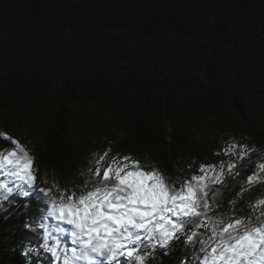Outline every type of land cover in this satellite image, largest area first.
I'll use <instances>...</instances> for the list:
<instances>
[{
  "label": "trees",
  "instance_id": "obj_1",
  "mask_svg": "<svg viewBox=\"0 0 264 264\" xmlns=\"http://www.w3.org/2000/svg\"><path fill=\"white\" fill-rule=\"evenodd\" d=\"M8 136L36 180L0 190V264H61L40 227L52 246L43 190L81 191L105 151L172 181L231 158L239 176L213 189L221 210L235 199L230 214L260 216L248 205L264 199V0H0V153ZM229 144L247 146L242 163ZM254 172L261 180L237 198ZM137 247L144 264H203L183 235Z\"/></svg>",
  "mask_w": 264,
  "mask_h": 264
},
{
  "label": "snow or ice",
  "instance_id": "obj_2",
  "mask_svg": "<svg viewBox=\"0 0 264 264\" xmlns=\"http://www.w3.org/2000/svg\"><path fill=\"white\" fill-rule=\"evenodd\" d=\"M7 139L15 147L0 153V169L10 166L9 175L21 184L34 186L31 157L19 141L11 136ZM225 153L235 155L242 163L248 150L245 145L229 144ZM238 167L231 158L219 165L201 164L199 174L172 181L161 170H145L138 159L124 155L120 160L105 151L88 169L89 182L81 191L54 198L49 189L43 190L49 195L47 215L71 225L72 244L79 245L64 250L63 264H99L98 257L116 264L127 257L129 262L144 264L145 257L139 254L137 245H167L181 235L189 244L199 241L203 264H264V199L257 200L255 206L249 203L253 212L261 209L260 216L253 219L230 214L235 212V199L230 201L231 209L222 211L219 193L213 190L215 185L226 184V177L239 176ZM258 168L264 172V163ZM260 180L258 173L248 175L247 187L240 183L237 198ZM6 187L0 182V189ZM40 227L45 229L47 251L56 260L61 259L59 239L48 246L51 234L46 225ZM200 227L206 232L198 233L195 229ZM56 231L68 230L57 227Z\"/></svg>",
  "mask_w": 264,
  "mask_h": 264
},
{
  "label": "rangeland",
  "instance_id": "obj_3",
  "mask_svg": "<svg viewBox=\"0 0 264 264\" xmlns=\"http://www.w3.org/2000/svg\"><path fill=\"white\" fill-rule=\"evenodd\" d=\"M13 147H15V146L8 145V147H7V149H6L4 154H6L8 151H10ZM11 170L12 169H11L10 166H6L5 168L0 169V182H3L7 186L6 188L3 189L4 193L6 192V194L8 195V194L14 193L15 191H17V189L25 190V188H26L25 186L30 187L27 184H21L18 180L15 179V177L9 175L8 173ZM8 189H11V191H8ZM0 190H2V189H0ZM56 222H57V227L64 228V229H66L68 231H65L66 235H63V234H61L58 231L55 232L54 235H53V238H55V242H56V239L58 238L60 243L63 242V241H66L68 243V247H67L68 250H70L72 247H77L78 248L79 245H73L72 244V240H71V238L69 236V232L71 231L72 226L68 225V224H66V223H64L62 221H57L56 220ZM58 248H59L58 251L60 252V256H61V259H60L61 260V264H63V256H64V254L61 252V248L60 247H58ZM121 258H124V260H125L126 257H121ZM98 261H99V264H106L107 262H109L103 257H98ZM202 261H203V259H202ZM82 262L83 261H80V262H78V264L82 263Z\"/></svg>",
  "mask_w": 264,
  "mask_h": 264
}]
</instances>
